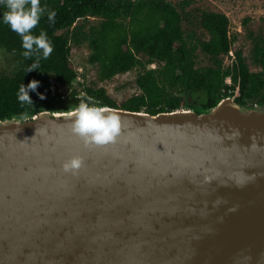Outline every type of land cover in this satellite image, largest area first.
Wrapping results in <instances>:
<instances>
[{
    "label": "water",
    "instance_id": "95a60500",
    "mask_svg": "<svg viewBox=\"0 0 264 264\" xmlns=\"http://www.w3.org/2000/svg\"><path fill=\"white\" fill-rule=\"evenodd\" d=\"M107 108L103 145L69 110L0 120V264H264V107Z\"/></svg>",
    "mask_w": 264,
    "mask_h": 264
},
{
    "label": "trees",
    "instance_id": "16d2710c",
    "mask_svg": "<svg viewBox=\"0 0 264 264\" xmlns=\"http://www.w3.org/2000/svg\"><path fill=\"white\" fill-rule=\"evenodd\" d=\"M40 4L46 11L31 33L46 32L53 45L49 58L39 60L40 71L26 72L36 55L24 58L20 36L0 22V50L5 49L11 64L8 73H0V120L27 119L45 110L68 111L88 97L97 106L153 115L181 108L210 110L227 97H235L247 109L264 107V32L248 33L249 58L259 71L251 70L240 49L226 65L225 56L237 37L230 35L225 13L187 10L191 0H40ZM5 10L0 5V16ZM51 10L56 13L54 23L47 18ZM83 45L90 48L88 62L97 67L100 81L139 70V94L119 105L95 83H79L83 89L76 88L80 74L71 50ZM199 51L209 58V65L199 66ZM152 64L156 67L150 68ZM33 78L41 82L38 90L46 98L40 100L30 91L35 107L21 106L18 88ZM60 86L71 90L64 100Z\"/></svg>",
    "mask_w": 264,
    "mask_h": 264
},
{
    "label": "clouds",
    "instance_id": "9594fccd",
    "mask_svg": "<svg viewBox=\"0 0 264 264\" xmlns=\"http://www.w3.org/2000/svg\"><path fill=\"white\" fill-rule=\"evenodd\" d=\"M0 5L6 9L0 16V22L8 25L20 36L21 46L24 49L23 57L31 59L34 54L36 55V60L26 72L39 70V60L49 58L53 52V45L48 40L46 32L40 31L37 36L33 35L31 30L38 25L46 9L41 6L40 0H0ZM55 16L54 10L47 11V18L50 22H55ZM40 84L41 82L35 78L31 79L27 85L20 84L16 95L21 106L35 107L29 95L30 91L35 92L40 100L46 98L45 93L38 90ZM67 116L70 118L72 133L80 137L86 146L111 142L120 132L119 115L107 107L97 106L91 97L81 99L74 108L67 112ZM82 166L83 157L80 155L70 156L61 165L64 172L72 174H76Z\"/></svg>",
    "mask_w": 264,
    "mask_h": 264
},
{
    "label": "rangeland",
    "instance_id": "374dc122",
    "mask_svg": "<svg viewBox=\"0 0 264 264\" xmlns=\"http://www.w3.org/2000/svg\"><path fill=\"white\" fill-rule=\"evenodd\" d=\"M170 1L179 2L181 0ZM190 9L225 13L230 19V35L237 37L232 46V51L225 56V64H230L235 50L240 49L248 58L251 70L259 71L261 69L256 67L249 58L252 42L248 38V33L249 31H254L255 33L264 32V0H191L190 6L187 7V10ZM246 20H248L247 23ZM206 38H208V35ZM2 49L0 50V73H8L11 70L10 58L4 51L5 49ZM90 52L88 45L72 47L71 59L80 74L78 80L74 83L76 88L83 89V86L79 85V83L85 82L86 85L95 83L96 87H104L119 105L133 95L139 94L140 91L136 85L139 70L134 69L125 74L117 75L111 80L100 81L97 67L88 62ZM198 62L199 66L210 64L209 58L200 51L198 52ZM155 67L156 64L150 65V68ZM59 91L64 94L61 97L62 100L71 92L67 86H60ZM236 95H238V92H236Z\"/></svg>",
    "mask_w": 264,
    "mask_h": 264
},
{
    "label": "flooded vegetation",
    "instance_id": "af4514ba",
    "mask_svg": "<svg viewBox=\"0 0 264 264\" xmlns=\"http://www.w3.org/2000/svg\"><path fill=\"white\" fill-rule=\"evenodd\" d=\"M196 107L198 108V105ZM196 107H195V109H197Z\"/></svg>",
    "mask_w": 264,
    "mask_h": 264
}]
</instances>
